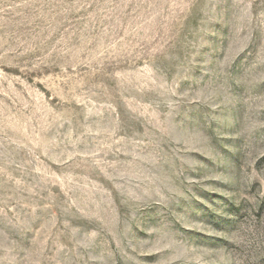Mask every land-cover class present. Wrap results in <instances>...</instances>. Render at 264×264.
<instances>
[{"label":"rangeland","instance_id":"obj_1","mask_svg":"<svg viewBox=\"0 0 264 264\" xmlns=\"http://www.w3.org/2000/svg\"><path fill=\"white\" fill-rule=\"evenodd\" d=\"M0 264H264V0H0Z\"/></svg>","mask_w":264,"mask_h":264}]
</instances>
